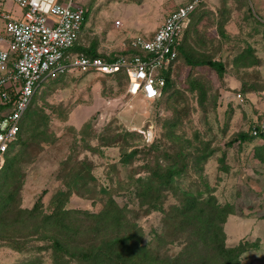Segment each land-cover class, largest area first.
<instances>
[{"label":"rangeland","instance_id":"obj_1","mask_svg":"<svg viewBox=\"0 0 264 264\" xmlns=\"http://www.w3.org/2000/svg\"><path fill=\"white\" fill-rule=\"evenodd\" d=\"M73 1L87 10L77 44L111 57L130 53L131 37L152 34L171 8L169 0ZM255 3L250 14L228 17V29L221 14L202 16L194 37L189 23L170 70L172 84L156 100L131 95L116 75L72 72L40 82L30 108L45 134L30 137L22 153L18 209L6 217L17 220L0 225V264H55L46 235L78 250L139 238L160 255H175L184 234L174 225L178 219L166 218L186 192L233 205L223 224L225 244L255 243L241 264H264V163L253 153L262 139L238 138L264 121V12ZM208 61L221 63L222 71ZM171 169L181 170L160 198L146 196L142 189L158 182L151 172ZM80 172L85 179L76 178ZM58 193L65 194L60 204L70 211L63 217L70 229L43 220L55 211ZM110 200L123 217L118 228L88 216Z\"/></svg>","mask_w":264,"mask_h":264},{"label":"built area","instance_id":"obj_2","mask_svg":"<svg viewBox=\"0 0 264 264\" xmlns=\"http://www.w3.org/2000/svg\"><path fill=\"white\" fill-rule=\"evenodd\" d=\"M22 10L20 19L4 15L0 30V105L9 110L0 117L1 164L17 139L21 118L40 82L72 72L124 75L127 91L146 101L158 99L164 73L176 63L183 31L193 12L206 0H187L171 10L150 35L132 36L130 53L88 56L75 51L87 10L73 0H12ZM120 22L118 21L117 24ZM236 98L240 100L241 95ZM264 136V121L250 129Z\"/></svg>","mask_w":264,"mask_h":264},{"label":"trees","instance_id":"obj_3","mask_svg":"<svg viewBox=\"0 0 264 264\" xmlns=\"http://www.w3.org/2000/svg\"><path fill=\"white\" fill-rule=\"evenodd\" d=\"M74 50L81 51L88 56L98 54L95 45L85 48L76 44ZM208 64L219 71L223 69L222 64L219 62L208 61ZM169 74L170 71L164 73L165 85L162 93L168 90L172 84ZM115 75L125 79L121 73ZM39 116L40 114L31 109L29 105L21 118L17 139L10 144L3 159L0 169V225L6 223V220H14V222L17 220V216L7 219L6 217L11 214L13 216L14 210L18 209V195L23 179L20 166L22 153L28 144V140L30 137L35 138L45 134V130L39 125ZM238 138L239 141L244 142L255 137L249 131L248 133H240ZM257 138L262 139V144L254 148V158L264 163V136ZM232 143L233 141L229 144ZM15 146H18V150L13 152ZM204 157L205 155L202 156V158ZM179 170L181 169H171L165 173L153 170L151 175L158 181L153 182L156 186L144 187L142 191L146 196L157 201L158 197L160 198L163 186L169 185L173 181V176L178 174ZM76 178L85 179L86 177L80 172L76 173ZM183 195L181 203L170 209L168 218H166L167 223L178 219V222H175L174 225L179 232L184 234V243L175 255H160L147 244H141L139 238L128 243V237L123 236L115 240L102 242L97 248L78 250L70 249L57 237L46 235L49 240L47 247L52 249L54 263L67 264L68 259H73L74 264H241L240 256L242 253L258 247L255 243L250 242H239L234 246L225 244L223 224L227 216L234 213L233 205L229 203L219 204L213 195H208L206 198H202L201 194H193L192 192H186ZM63 196H65L63 193L56 194L55 211L44 216L43 220L48 221L54 228L70 229V225L73 223L66 224L63 221V217L70 213L69 210L61 209L60 203ZM156 204V202L149 203L153 208H160ZM34 210H25V212L31 215ZM88 216L93 217L94 221L111 228H118L123 223V217L118 213V208L112 200L97 215L90 214ZM25 264L35 263L34 261H27Z\"/></svg>","mask_w":264,"mask_h":264},{"label":"crops","instance_id":"obj_4","mask_svg":"<svg viewBox=\"0 0 264 264\" xmlns=\"http://www.w3.org/2000/svg\"><path fill=\"white\" fill-rule=\"evenodd\" d=\"M186 1L187 0H169L168 6H170L171 8H168V11L166 12V15L171 10L175 9L179 5L185 3ZM253 2L255 3L254 0H222V1L221 0H206L204 3H202L193 12V14L190 17L189 23H190V25L193 28L191 37H194V34H195L194 31L200 27L199 19L202 16L203 17L205 15H215L216 16L218 14H221L220 23L223 25L224 29H228L229 27L232 26V21L230 19H228V17H233L232 15H233V13H235L237 18H241V16L243 15V13L245 11H247L249 13L248 6L249 7L251 6V10L253 11V8H252ZM262 4H263L262 9H263V12H264V0L256 1L255 6H256V9H258ZM4 15H9L10 17H12L14 19H20L21 15H22V10L12 0H0V18L3 21H4V18H3ZM165 16L163 17V19L161 20V22L157 26L161 25V23L163 22ZM260 21L264 22V19H262ZM185 30L183 31V34H182V41H181V45H180L181 49H182V45H183V42H184V39H185V37H184ZM217 37H218V35H217ZM222 37H225V34H224V36L222 35ZM8 110H9V105L8 106L0 105V117L5 112H7Z\"/></svg>","mask_w":264,"mask_h":264}]
</instances>
